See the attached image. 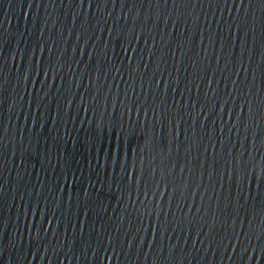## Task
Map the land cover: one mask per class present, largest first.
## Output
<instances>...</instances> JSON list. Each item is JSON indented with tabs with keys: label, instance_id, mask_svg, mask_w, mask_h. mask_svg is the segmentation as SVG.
I'll use <instances>...</instances> for the list:
<instances>
[{
	"label": "water",
	"instance_id": "obj_1",
	"mask_svg": "<svg viewBox=\"0 0 264 264\" xmlns=\"http://www.w3.org/2000/svg\"><path fill=\"white\" fill-rule=\"evenodd\" d=\"M0 264H264V0H0Z\"/></svg>",
	"mask_w": 264,
	"mask_h": 264
}]
</instances>
